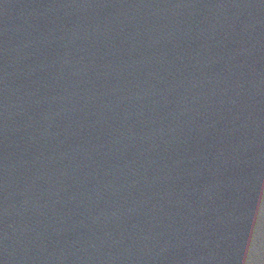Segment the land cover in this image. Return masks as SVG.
<instances>
[{
	"label": "water",
	"instance_id": "95a60500",
	"mask_svg": "<svg viewBox=\"0 0 264 264\" xmlns=\"http://www.w3.org/2000/svg\"><path fill=\"white\" fill-rule=\"evenodd\" d=\"M0 264H49L34 125L7 0H0Z\"/></svg>",
	"mask_w": 264,
	"mask_h": 264
}]
</instances>
